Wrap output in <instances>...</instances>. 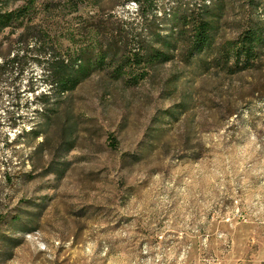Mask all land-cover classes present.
<instances>
[{
    "label": "rangeland",
    "instance_id": "1",
    "mask_svg": "<svg viewBox=\"0 0 264 264\" xmlns=\"http://www.w3.org/2000/svg\"><path fill=\"white\" fill-rule=\"evenodd\" d=\"M204 1L153 0L142 16L133 0H43L0 33V57L27 51L0 80V264H264V56L236 74L216 59L222 42L264 22V0H226L205 58L189 55L188 33L170 60L149 57L166 48L157 40L173 11ZM21 7L0 0L2 12ZM108 16L142 43L103 57L94 28ZM43 51L80 55L92 72L65 96L48 133L54 148L39 155L43 137L16 138L43 121L36 95L53 93L33 61ZM138 52L146 63L117 75L121 55ZM66 114L76 124L68 152Z\"/></svg>",
    "mask_w": 264,
    "mask_h": 264
},
{
    "label": "trees",
    "instance_id": "2",
    "mask_svg": "<svg viewBox=\"0 0 264 264\" xmlns=\"http://www.w3.org/2000/svg\"><path fill=\"white\" fill-rule=\"evenodd\" d=\"M16 2L19 0H8ZM43 0H24V7L19 9V12L0 11V33L10 26L14 19H19L28 16V12L33 10L36 3ZM71 7L76 8L79 0H67ZM137 5V12L142 16H146L148 12L152 10L153 0H133ZM226 11V0H205L203 4L198 8H184L183 10H174L170 21L173 25L169 31H167V39L157 40L166 48L152 49L151 59H158L160 62L168 61L173 57L174 51L178 48V44L181 38L185 37L188 33V41L190 45L189 55H199L203 58L213 54L216 49V39L219 31L222 27V17ZM111 16L105 18L104 25H99L94 28V32L106 39L105 43L100 45V49L103 50V57L108 56L113 58L116 56L117 50L121 47L128 48L131 41H136L137 44L142 43L139 37L132 35L125 29L118 30L113 22H110ZM181 26L180 28H178ZM157 32V31H156ZM19 41L23 43V39L19 38ZM25 48L28 49L30 43L24 42ZM139 51L144 50V46L141 44L137 48ZM219 56L217 66L226 74H236L242 71H253L260 65L264 56V22L257 20L244 26L237 34V36L230 41L222 42L221 46L217 49ZM25 50L22 52H13L12 56L0 57V80L7 70H18V66L26 57ZM135 58L122 56L120 65H117V75L123 74L124 70L128 67H134L135 65L141 67L146 63L147 58L144 54L139 52L135 54ZM148 55V53H147ZM33 61L41 65L44 75L51 78L52 92H41L36 95V101L39 104V109H36V113L42 122L34 124L30 129L21 128L16 141H19L20 137L28 136L32 139H38L43 137L34 146V153L43 155L44 153H51V149L54 148L52 144V138L48 137L51 126L57 124L61 118L59 113V106L63 102L67 93L74 91L82 81H84L92 72V67L80 60V55L73 57L71 55H62L55 53H47L45 51L40 52L39 55L33 58ZM23 69L20 70L22 72ZM144 71V70H143ZM142 77L145 73L141 74ZM56 91V92H55ZM183 108L180 111H185L187 107L183 102ZM167 112V116L170 119H177L178 110L170 109ZM181 112V113H182ZM66 114L65 121L61 124L62 140L61 145H64V151L68 152L75 147V130L76 124ZM17 120H13L10 123V127L15 128L18 126ZM110 145L116 148V140L113 136L109 137Z\"/></svg>",
    "mask_w": 264,
    "mask_h": 264
},
{
    "label": "built area",
    "instance_id": "3",
    "mask_svg": "<svg viewBox=\"0 0 264 264\" xmlns=\"http://www.w3.org/2000/svg\"><path fill=\"white\" fill-rule=\"evenodd\" d=\"M214 264H220V262H215Z\"/></svg>",
    "mask_w": 264,
    "mask_h": 264
}]
</instances>
